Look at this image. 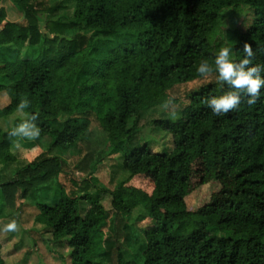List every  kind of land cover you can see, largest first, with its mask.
<instances>
[{"label":"trees","instance_id":"1","mask_svg":"<svg viewBox=\"0 0 264 264\" xmlns=\"http://www.w3.org/2000/svg\"><path fill=\"white\" fill-rule=\"evenodd\" d=\"M9 1L23 18L8 22L0 0V93L9 99L0 117L28 100L22 113L37 115L38 138L47 147L0 184V204L14 211L34 190L59 179V199L53 206L39 203L35 222L51 230L53 242L66 239L70 264H264V89L255 104L242 101L224 115H213L204 101L226 93L228 85L187 93L180 119L151 123L171 137L168 154L142 145L118 155L126 179L107 191L109 209L99 197L80 208L89 185L79 189L68 164L48 155L73 149L92 123L107 136L105 149L117 154L130 146L144 109L164 103L173 88L202 79V60L215 69L208 36L225 9L253 11L249 25L234 31L232 59H243L248 44L250 66L264 64V0H68L70 5L53 7L41 0ZM10 50L11 60L5 55ZM9 133L0 129L2 166L17 160V141ZM211 182L219 190L208 203L187 210L186 197ZM133 214L132 225L146 216L153 221L136 252L128 248L134 234L125 223ZM116 230L127 231L123 248ZM1 250L0 242L5 264Z\"/></svg>","mask_w":264,"mask_h":264},{"label":"rangeland","instance_id":"2","mask_svg":"<svg viewBox=\"0 0 264 264\" xmlns=\"http://www.w3.org/2000/svg\"><path fill=\"white\" fill-rule=\"evenodd\" d=\"M42 5L53 7V5L62 4L70 5L68 0H41ZM2 6L6 10L7 20L10 23H20L23 16L22 13L9 1L1 0ZM71 8V6H69ZM71 16L72 11H68ZM59 15H62L61 13ZM253 11L247 6H236L225 9L220 13V18L211 36H208L209 43L215 47L216 54L223 46L232 47L234 44L233 37L235 30H244L252 20ZM12 51V50H10ZM0 55L2 51L0 50ZM7 59L10 60L15 52L5 53ZM216 83L220 84L215 75H207L202 79L195 80L186 84H182L179 88H173L168 92L167 99L164 103L150 106L144 109L137 120L135 139L130 146L120 147L118 153L109 151L106 148L107 136L100 128L92 123L89 133L85 139L78 142L76 146L68 151L52 150L49 156H58L68 164L69 170L76 179V186L85 187L87 182L89 190L86 198L81 199L80 208L83 204L88 203L91 197H99L101 204L105 209H109L110 195L108 192L114 191L117 184L126 179L118 169V155L128 153L129 149L142 145H147L149 150L157 154H168L172 150V141L168 132L163 131L151 123L157 120H178L182 116L183 108L187 102L185 95L187 93L196 92L201 87ZM9 103L8 96L0 93V109ZM66 116H64L65 118ZM27 119L26 115L21 111L14 112L6 118L0 117V129L2 131L10 130ZM130 127L132 126L129 124ZM20 147L13 149V154L17 158L16 162L0 165V184L14 178L15 174L26 164L31 162L40 153L46 150V143L40 138L34 140L15 137ZM106 150L104 158L97 160L101 152ZM101 157V156H100ZM121 166V160H120ZM120 172H119V171ZM59 179L54 180L49 185L36 189L26 201L21 202L18 209L9 211L0 204V242L2 243V258L5 264H70L71 250L67 248L66 239L58 242L51 240V230L38 225L35 217L38 214V204L43 203L53 206L59 199V190L57 184ZM84 181V182H83ZM74 189L77 196L81 195L80 190ZM106 190V192H104ZM219 190L216 182H211L200 187L185 199L186 208L189 211H195L204 206L210 200L211 195ZM108 191V192H107ZM83 194V193H82ZM19 205V204H17ZM85 208V207H84ZM135 214L129 218H125L126 224L129 226L131 238L129 239L128 248L134 252L140 250L143 245V235L145 231L153 227V221L149 217H145L142 221L136 222L134 225ZM11 219L17 221V229L15 231H3V226L10 222ZM119 228V227H118ZM116 228V229H118ZM118 232L119 244H126V230H116ZM110 232L109 226L106 224L103 230L104 235ZM130 232V231H128ZM126 249V247H124ZM124 249V256L130 255V250ZM137 262L139 261L136 258Z\"/></svg>","mask_w":264,"mask_h":264},{"label":"clouds","instance_id":"3","mask_svg":"<svg viewBox=\"0 0 264 264\" xmlns=\"http://www.w3.org/2000/svg\"><path fill=\"white\" fill-rule=\"evenodd\" d=\"M233 47L223 46L215 56V69L209 66L206 60H202L197 73L204 77L215 71L216 79L221 88L226 84L229 91L219 96H211L204 103L211 109L213 115H224L238 108L242 101L246 100L248 105H253L260 98L261 89H264V64H253V51L250 45L243 47L244 58L239 62L232 59ZM30 102L22 100L18 104V111L23 112L28 108ZM37 115H31L14 126L10 135L23 139L34 140L40 136L41 130L36 125ZM17 147H20L17 144ZM17 221L11 219L3 226V231H15Z\"/></svg>","mask_w":264,"mask_h":264}]
</instances>
